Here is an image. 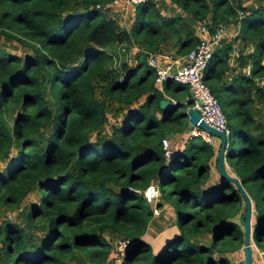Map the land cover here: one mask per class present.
Listing matches in <instances>:
<instances>
[{
  "label": "trees",
  "instance_id": "trees-1",
  "mask_svg": "<svg viewBox=\"0 0 264 264\" xmlns=\"http://www.w3.org/2000/svg\"><path fill=\"white\" fill-rule=\"evenodd\" d=\"M110 1L0 0V36L29 49L19 55L0 44V214L25 208L21 220L0 219V264H108L118 236L128 238L121 264H228L224 253L242 244L243 198L227 179L197 185L207 180L219 144L214 150L191 137L166 158L160 139L186 129V103L176 96L188 88L166 79L158 89L141 51L134 64L125 61L132 42L149 51L171 42L184 53L198 36L179 14L163 15L154 0L134 6L127 31L108 16ZM172 1L196 20L211 10L209 31L237 21L235 38L253 44L237 59L249 73L221 81L227 42L213 49L202 78L229 125L226 170L252 202L251 238L264 260V86L253 87L264 75V5ZM166 96L175 101L161 109ZM108 102L120 107L114 112L120 118L101 132ZM42 127L49 132L39 139ZM150 182L163 198L168 182L167 194L175 196L174 224L157 240L145 235L151 202L133 190ZM34 191L38 200L30 201ZM205 231L207 243L197 236Z\"/></svg>",
  "mask_w": 264,
  "mask_h": 264
},
{
  "label": "built area",
  "instance_id": "built-area-1",
  "mask_svg": "<svg viewBox=\"0 0 264 264\" xmlns=\"http://www.w3.org/2000/svg\"><path fill=\"white\" fill-rule=\"evenodd\" d=\"M111 1L117 2V0ZM144 1L145 0H126L127 3L133 6ZM242 14V10L238 9L237 15L241 16ZM208 27L209 25L205 23L198 26V31L201 35H198L196 43L184 53H176L174 51L168 53L149 51L132 43L127 49L125 61L127 63L131 49H135V52L141 51L143 53L142 55L145 63L153 70V81L155 86L162 90V83L166 79H171L185 84L188 88V94L182 102L187 103L188 99H190L191 102L187 104L188 107L196 108L199 115L206 123L221 130L224 136L227 137L230 129L226 117L220 108L218 100L209 90L202 78L204 67L213 51V44L218 43L219 32L221 30L219 23L212 28V31H209ZM206 33L209 36H206ZM134 60L136 62V57H134ZM244 72L246 74L249 73V66L244 68ZM168 98L172 102L175 101L172 97ZM183 134L184 141L191 137H198L212 146L216 141H219L218 137L214 134L197 126L196 124H191L189 122L186 129L183 131ZM160 141L163 155L166 158H169L173 154L174 150L171 148L168 136L164 135L161 137ZM226 167L228 168V165H226ZM133 190L141 192L142 196L150 202L155 201L159 195L157 185L153 182L148 183L141 190L137 188H134ZM158 213V205L153 204L152 215L154 216ZM126 242H128V238L123 236H119L115 239L114 250L112 253V259L114 261L121 262Z\"/></svg>",
  "mask_w": 264,
  "mask_h": 264
},
{
  "label": "crops",
  "instance_id": "crops-1",
  "mask_svg": "<svg viewBox=\"0 0 264 264\" xmlns=\"http://www.w3.org/2000/svg\"><path fill=\"white\" fill-rule=\"evenodd\" d=\"M154 1H155L157 9L163 15L170 16V15L179 14L183 18V20L186 21L190 25L193 33L197 36L201 35V33H199V31H198V26L200 24L205 23V24L209 25L211 23V15H212L211 10H209L207 12V14L204 18H202L201 20H196V19H194L191 12H188V11L181 9L172 0H154ZM212 1L213 0H206V2L208 3V6H211ZM239 1H240L241 5H243L246 8H252V7H257L259 5H264V0H239ZM106 7H107L106 12H107L108 16L112 17L121 28L126 29L128 31L129 28L123 27V24L125 22H128L129 23L128 26L130 27V23L133 19L134 6L127 3L126 0H117V2L110 1ZM218 23L221 26V30L219 32V40H218L219 44L214 43L213 49L218 48L221 44L227 43V42H229L231 45L230 51L228 52L226 66L224 67L223 73L221 75V81L227 82V81H230L235 76V74L237 72L243 73L244 68L246 66H249L248 64L239 65L237 63V59H238L239 54H246L247 52L251 51L253 48V44L249 41H243V40L241 41V39L235 38L238 35V22L237 21H229V22L223 21V22H217V24ZM206 36H209V35L206 33ZM132 43L139 46L135 42H132ZM170 43L171 42L162 43L160 45L159 51L163 52V53H168L171 51L173 52L174 46H172ZM135 53H136L135 49H131V52L129 53V58L127 61L128 65H132L135 63V60H134ZM253 84H254L253 87H263L264 86V75L255 77L253 79ZM171 133H172L171 135H168V139H169L171 148L174 146L173 150H180L183 147L184 142H185L183 133L182 132H171ZM180 138H181L182 142H180ZM216 143L217 142H215L214 145L212 146L214 150H216V145H215ZM208 164H209V175H208L207 181H209L210 179H212V181H213L214 179H217V177H218L213 157L210 158V160L208 161ZM224 164L226 167L227 163L225 160H224ZM197 185H201V184H197ZM163 200L164 199L161 196L160 201H163ZM159 205H161V206H159ZM159 205H158L159 208L162 207V210L160 211L159 216L156 218V220L153 219L155 216L152 217L153 220L160 222V217H162L163 219L168 218L169 215H167V212L169 209L173 212L172 220L168 222V225L164 224V226L162 228H160V230H159V232H160L161 229L163 230V228L171 227L174 224V209H173L172 202L164 201V203H159ZM251 212H253L252 202H251ZM251 215H252V213H251ZM145 234L149 235L154 240H157L155 238L156 236L151 235L150 233H147V230H146ZM116 238L117 237L114 238V241ZM229 252H232V251H229ZM112 253H113V250H112ZM112 253H111V256H112ZM225 253H227V252H225ZM225 253H224V255H225ZM108 264H121V262L114 261L112 259V257H110V253H109Z\"/></svg>",
  "mask_w": 264,
  "mask_h": 264
},
{
  "label": "rangeland",
  "instance_id": "rangeland-1",
  "mask_svg": "<svg viewBox=\"0 0 264 264\" xmlns=\"http://www.w3.org/2000/svg\"><path fill=\"white\" fill-rule=\"evenodd\" d=\"M128 25H129V23L125 22L123 24V27L129 28ZM0 44L2 45V47L4 46V48L6 50L12 51V52L17 53L19 55H23L25 53H29L28 52L29 49L23 47V45L19 44L18 42H16L15 40H13L11 38H5L3 36H0ZM185 96H186V92L182 90V91L179 92V94L176 97H177V100L182 102L185 99ZM173 99H175V98H173ZM139 101L140 100H138L136 102H133L132 105L136 106L139 103ZM187 107H188V105L186 103V106L184 107V110H186ZM119 108L120 107L116 108L115 104L108 102L107 109H106V111H107L106 112V115H107L106 116V122H105V125L103 124L104 127L101 130H99V131H101V132H103L104 130L105 131H109L110 130V124L118 121V118H120V116L114 115V112L118 111ZM177 110L178 111L183 110V104L178 106V108L176 109V112H177ZM48 132H49V129L47 127H42L38 131L37 136H38L39 139H42L43 136H45ZM182 133H183V131H182ZM93 135H94V133L92 131L89 134V136L92 137ZM181 138H180V142H182ZM216 142H217L216 145H218L219 141H216ZM236 148H237V145L234 143L233 149L236 150ZM173 149H174V146L172 147V150ZM2 166H4V160L0 161V168H2ZM226 169H227V167H226ZM230 174H231V172H230ZM215 180L216 179H214L213 181H212V179H210L209 181L206 180L207 182L206 181L203 182V184L198 185V187H200V188L206 187L207 184H209L211 182H214ZM169 189H170L169 183L167 182V184H165V186L163 187V190H160V193H163L164 194V198H166L167 200L163 198L164 200L160 201L161 195L159 194L157 199L155 201H152L153 203L151 202V206L153 204H157V203H164V201L172 202L175 199V196H174V194H170V195L167 194ZM27 198L30 201H37L38 200V193L36 191L30 192L28 194ZM159 206H161V205H159ZM161 210H162V207L159 208V213H160ZM24 212H25V208H22V207H21L20 211H19V208L7 209V210H5L4 212H2L0 214L1 215L0 219H9V220H12V221H18V219L21 220V219L24 218ZM172 214H173V212L169 209L168 212H167V215H169L168 218L167 219L166 218L163 219L162 217H160V222L159 221H155L156 218L159 216V214L158 215H154L155 217L153 219H155V220L152 219L154 222L153 221L149 222L148 227H147V233H150L151 235H155L156 236L155 238H157L159 236V234H160V232H159L160 228H162L164 226V224L168 225V222L172 220V217H173ZM251 223H253V218H252ZM34 231H36L38 233L40 231V229L35 228ZM197 236H198V238L201 241H203L204 243H207L210 240L211 232L210 231H205V232H202V233L198 234ZM251 249H252V252H251L252 264H264V260L262 259V251L258 250L256 248V246L254 245L253 241H251ZM219 255H220V253H216V252L212 253V256L214 258H217ZM225 255H226V257L229 260L228 264H241V258H242L241 245L236 250H234L232 252L225 253ZM81 259H83V258H81ZM69 263L70 264H78L76 259L71 260ZM79 264H84V263L82 262V263H79Z\"/></svg>",
  "mask_w": 264,
  "mask_h": 264
},
{
  "label": "water",
  "instance_id": "water-1",
  "mask_svg": "<svg viewBox=\"0 0 264 264\" xmlns=\"http://www.w3.org/2000/svg\"><path fill=\"white\" fill-rule=\"evenodd\" d=\"M191 102L188 99L187 104ZM172 101L168 97H163L158 101V107L161 109L167 108L171 105ZM187 115L188 122L191 124H196L197 126L206 129L208 132L214 134L219 139V146L215 156V168L217 171V176L220 179H227L232 181L239 193L241 194L244 201V211L240 214L239 220L243 227V236H242V258L241 264H252L251 261V201L247 193L244 191L237 177L231 175L227 172L225 164H224V148H225V140L223 132L215 127L209 125L201 118L199 112L194 107H187L185 110ZM171 132H165L164 135H171Z\"/></svg>",
  "mask_w": 264,
  "mask_h": 264
}]
</instances>
